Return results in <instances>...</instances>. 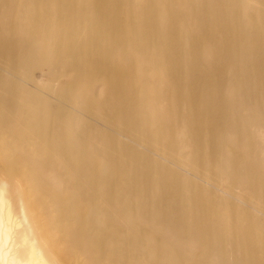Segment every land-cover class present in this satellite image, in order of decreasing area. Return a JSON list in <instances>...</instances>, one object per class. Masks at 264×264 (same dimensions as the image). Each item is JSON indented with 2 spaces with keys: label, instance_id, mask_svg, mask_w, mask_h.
Wrapping results in <instances>:
<instances>
[{
  "label": "bare ground",
  "instance_id": "6f19581e",
  "mask_svg": "<svg viewBox=\"0 0 264 264\" xmlns=\"http://www.w3.org/2000/svg\"><path fill=\"white\" fill-rule=\"evenodd\" d=\"M0 264H264V0H0Z\"/></svg>",
  "mask_w": 264,
  "mask_h": 264
}]
</instances>
